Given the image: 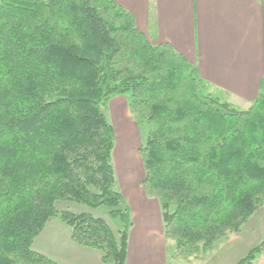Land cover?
I'll use <instances>...</instances> for the list:
<instances>
[{
	"label": "trees",
	"instance_id": "1",
	"mask_svg": "<svg viewBox=\"0 0 264 264\" xmlns=\"http://www.w3.org/2000/svg\"><path fill=\"white\" fill-rule=\"evenodd\" d=\"M168 43L151 44L113 0H0V264H62L31 244L58 218L125 264L131 209L116 188L115 96L148 127L141 187L160 204L173 257L210 251L264 204V77L245 109L212 94ZM56 201L98 210H58ZM264 237L236 263L252 264Z\"/></svg>",
	"mask_w": 264,
	"mask_h": 264
},
{
	"label": "crops",
	"instance_id": "2",
	"mask_svg": "<svg viewBox=\"0 0 264 264\" xmlns=\"http://www.w3.org/2000/svg\"><path fill=\"white\" fill-rule=\"evenodd\" d=\"M113 1L133 15L137 29L149 43L171 45L197 68L208 89L224 95L231 106L245 109L256 97L264 77V0ZM121 193L133 218L125 264H177L181 260L189 264L193 256L186 260L173 257L174 242L164 235L159 201L147 196L144 189H124ZM61 204L65 206L59 207ZM55 207L95 213L63 201H56ZM263 211L264 204L239 232L230 233L217 248L214 246L215 258L222 259L216 264H236L243 257V252L227 257L223 251L243 232L246 252L264 237ZM31 248L62 264H106L99 249L75 242L71 228L58 218L45 222Z\"/></svg>",
	"mask_w": 264,
	"mask_h": 264
},
{
	"label": "rangeland",
	"instance_id": "3",
	"mask_svg": "<svg viewBox=\"0 0 264 264\" xmlns=\"http://www.w3.org/2000/svg\"><path fill=\"white\" fill-rule=\"evenodd\" d=\"M211 93L213 97H216L218 101H227L226 97L220 93L213 92L209 89H199V94L204 96L205 93ZM239 109V108H236ZM105 114L109 122L113 125L115 132V145L113 149V159L112 163L115 169L116 178V188L119 191H124V189H129V192L140 188L141 180L144 176V168L141 160V156L138 152V147L143 143L146 136L148 127L146 124L140 123L135 113L131 112L128 108L126 98L122 95L113 97L107 104L105 108ZM145 192V190H144ZM147 196H150L147 194ZM65 206L61 204L59 207ZM72 210V206L70 207ZM108 208L101 207L95 210L94 214L98 216H103L107 219L113 229L119 225L118 219H112L107 214ZM264 212V211H263ZM262 220V219H260ZM240 238H237L232 243L224 247V252L226 255L230 253L239 254L243 252V256L248 252L244 251V239L246 236V231L240 234ZM242 237V238H241ZM221 241L216 243L215 248L220 245ZM214 248V249H215ZM213 249V250H214ZM169 250V248H168ZM174 250V248H173ZM213 250L200 252L193 256L194 258L188 262L189 264H216L221 262V260L215 258ZM222 251V252H223ZM221 252V253H222ZM225 259V258H224ZM264 259V252L259 253L254 261L255 263L261 264ZM177 262V264H186L182 262Z\"/></svg>",
	"mask_w": 264,
	"mask_h": 264
}]
</instances>
